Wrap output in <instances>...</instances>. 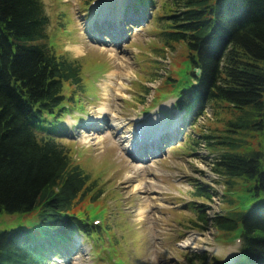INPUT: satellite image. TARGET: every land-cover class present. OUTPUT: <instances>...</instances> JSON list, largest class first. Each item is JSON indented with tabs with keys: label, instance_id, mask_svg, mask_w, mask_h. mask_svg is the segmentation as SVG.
<instances>
[{
	"label": "rangeland",
	"instance_id": "rangeland-1",
	"mask_svg": "<svg viewBox=\"0 0 264 264\" xmlns=\"http://www.w3.org/2000/svg\"><path fill=\"white\" fill-rule=\"evenodd\" d=\"M41 1L49 19L48 43L57 55H65L79 65L81 79L77 86L63 85L64 115L58 123L48 124L47 129L57 133L71 164L79 166L89 176V184L94 182L96 186L76 201L74 211L89 223L99 222L88 238L76 239L71 256L51 258L46 264H191L195 256L203 254L227 264L237 262L240 247L233 242L237 230L225 237L218 235L213 225L197 221L191 204L205 206L211 218L230 209L245 212L260 200L246 190L251 182L243 178L235 179L234 190L227 192L225 179L211 169L215 153L200 139L201 135L217 134L236 137L224 131L231 129L227 122L235 120L238 113L228 105L210 103L196 124H181L173 103L192 82L191 65L185 43L165 46L159 37L165 30L167 0H152L151 7L134 15L138 21L133 16L130 21L116 16L127 3L121 0L112 5V16L101 17L98 11L89 25L85 23L102 0L91 4L89 0ZM102 19V24L108 22L103 28ZM76 44L81 46L82 54L70 50ZM120 67L130 76L122 80L125 93L123 97L113 92L108 96L100 84L111 70ZM105 101L119 112L122 128H111L109 115L98 112ZM155 115L162 133L152 135L150 126L147 145L155 149L141 151L140 156L128 153L122 145H132L136 133L143 132ZM241 133L238 137L246 140L242 150L260 149L259 133ZM128 175L150 185L136 190L137 179L129 181ZM196 184L213 191L210 200L194 196ZM151 187L157 192H150ZM96 194L93 200L91 196ZM227 198L233 203L225 202ZM145 205L147 212L140 217L136 211ZM17 228L39 234L38 210L0 215V231ZM189 237L198 238L199 249L180 245Z\"/></svg>",
	"mask_w": 264,
	"mask_h": 264
},
{
	"label": "trees",
	"instance_id": "trees-1",
	"mask_svg": "<svg viewBox=\"0 0 264 264\" xmlns=\"http://www.w3.org/2000/svg\"><path fill=\"white\" fill-rule=\"evenodd\" d=\"M167 2L159 37L165 46L185 43L191 65L192 82L179 92L174 108L186 123H195L210 103L238 113L224 131L236 137L200 139L215 153L211 169L225 179L227 192L243 178L251 182L246 188L251 196L260 198L245 212L232 209L211 218L205 206L191 207L197 221L210 223L218 235L237 230L240 257L234 264H264V0ZM151 3L130 0L129 7L138 12ZM48 25L41 0H0V215L37 209L40 223L39 234L0 231V264H46L71 256L76 239L88 238L98 227L74 211L95 183L71 164L57 133L47 129L64 115L63 85L77 86L81 80L79 65L48 43ZM244 131L262 136L259 150H242L246 140L238 135ZM194 186V196L211 199V189ZM191 264L226 263L203 254Z\"/></svg>",
	"mask_w": 264,
	"mask_h": 264
},
{
	"label": "bare ground",
	"instance_id": "bare-ground-1",
	"mask_svg": "<svg viewBox=\"0 0 264 264\" xmlns=\"http://www.w3.org/2000/svg\"><path fill=\"white\" fill-rule=\"evenodd\" d=\"M121 0H104L103 4L100 5L99 9L97 7V9H93L92 11V17L89 18V20H87V22L85 24L89 25L91 23V21L96 20L97 18V13L98 11L101 13V17L102 14L106 16V13L109 9H111L110 6H112V4H114L115 2L119 3ZM108 15V14H107ZM116 16H119L118 13H116ZM104 17V16H103ZM104 19V18H103ZM100 20V27L103 28L104 26L108 25V22L106 21V23H103L105 20ZM110 29V28H109ZM70 50L76 54H82V48L80 45H73L70 47ZM110 56H114V55H110ZM129 72H127L126 70H124L122 67H120V69H115V70H111L107 75H106V80L102 81V83L100 84V87L102 88V90L105 92V94L108 96H110V94L113 92L116 96L118 97H123L124 95V91L126 90L122 80H127L129 78ZM98 112L99 113H103L106 115H109V126L111 128H114L116 126H118L119 128L122 126V118L120 117L119 112L116 110L115 106H112L109 102H102L101 105L98 108ZM159 120L158 115L155 116H151V118L149 119V124L146 128H142L143 132L141 133H136L135 138H134V142L132 145L129 146H123L124 149L127 150L128 153H132L135 154L137 156H140L141 151L146 150L147 152L149 151H153L155 148H148L147 145L149 144V139L151 137V131H148L150 128V126H153V133L152 135H158L161 134V130H159V127L157 125V122ZM92 121V120H90ZM90 125V122H89ZM157 126V127H156ZM122 128V127H121ZM140 129V131L142 130ZM142 136V138H140ZM120 138H124V137H120ZM98 142H100V140H98ZM122 142V141H121ZM127 180H133V179H137V177L135 175H128L126 177ZM149 184L150 182H143L140 179H137L136 183L134 184V189L136 190H144L145 189V185ZM150 192H157L156 190H154L152 187L149 190ZM154 197V196H153ZM145 212H147V207L146 205L144 207L139 208V210L136 211V214H138L140 217H144ZM197 237H189L186 238V240L183 241L182 244H180L183 247L186 248H190V249H199V247L197 246Z\"/></svg>",
	"mask_w": 264,
	"mask_h": 264
},
{
	"label": "water",
	"instance_id": "water-1",
	"mask_svg": "<svg viewBox=\"0 0 264 264\" xmlns=\"http://www.w3.org/2000/svg\"><path fill=\"white\" fill-rule=\"evenodd\" d=\"M195 72H196V76H198L199 75V70L196 69Z\"/></svg>",
	"mask_w": 264,
	"mask_h": 264
}]
</instances>
